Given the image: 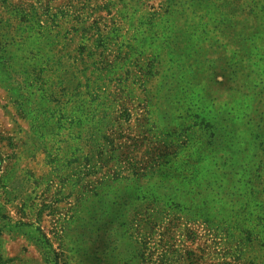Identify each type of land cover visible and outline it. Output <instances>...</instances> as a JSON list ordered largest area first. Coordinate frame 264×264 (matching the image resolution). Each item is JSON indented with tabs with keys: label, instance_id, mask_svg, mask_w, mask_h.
Returning <instances> with one entry per match:
<instances>
[{
	"label": "rangeland",
	"instance_id": "374dc122",
	"mask_svg": "<svg viewBox=\"0 0 264 264\" xmlns=\"http://www.w3.org/2000/svg\"><path fill=\"white\" fill-rule=\"evenodd\" d=\"M0 264H264V0H0Z\"/></svg>",
	"mask_w": 264,
	"mask_h": 264
}]
</instances>
